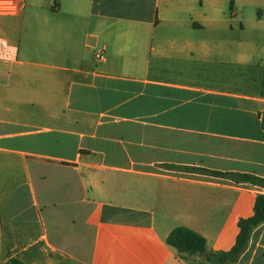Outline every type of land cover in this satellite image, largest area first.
<instances>
[{
    "label": "crops",
    "instance_id": "0c3cea01",
    "mask_svg": "<svg viewBox=\"0 0 264 264\" xmlns=\"http://www.w3.org/2000/svg\"><path fill=\"white\" fill-rule=\"evenodd\" d=\"M257 2L26 0L0 18L16 53L0 59V264H209L167 243L181 225L233 247L264 189L168 165L264 177V65L225 51ZM230 264H264V223Z\"/></svg>",
    "mask_w": 264,
    "mask_h": 264
},
{
    "label": "trees",
    "instance_id": "16d2710c",
    "mask_svg": "<svg viewBox=\"0 0 264 264\" xmlns=\"http://www.w3.org/2000/svg\"><path fill=\"white\" fill-rule=\"evenodd\" d=\"M262 116V126L264 128V111ZM168 167L184 169L192 172H203L212 175L228 178L237 183H250L258 185L264 189V177L237 172H222L208 170L191 166ZM264 223V193L258 194L255 200L254 213L250 217L241 218L238 223L239 233L233 247L229 250L212 251L207 247V239L194 229L181 225L175 227L167 237V243L177 249L179 255L187 257L191 255H200L204 257L209 264H230L238 261L240 256L246 250L253 230ZM4 264H27L20 259L12 258Z\"/></svg>",
    "mask_w": 264,
    "mask_h": 264
},
{
    "label": "rangeland",
    "instance_id": "374dc122",
    "mask_svg": "<svg viewBox=\"0 0 264 264\" xmlns=\"http://www.w3.org/2000/svg\"><path fill=\"white\" fill-rule=\"evenodd\" d=\"M256 9H261L264 11V0H258L256 8H245L246 12L244 21L246 27L245 29H242L240 31V36L243 40V45L240 48H233L227 46L225 48L227 58L231 56V53L233 51H241L243 56L255 58V61L264 65V23H254V20L256 18ZM0 18L3 19L8 17ZM226 34L228 35L229 32H226ZM152 201L153 200H150V202Z\"/></svg>",
    "mask_w": 264,
    "mask_h": 264
},
{
    "label": "built area",
    "instance_id": "2783aa9c",
    "mask_svg": "<svg viewBox=\"0 0 264 264\" xmlns=\"http://www.w3.org/2000/svg\"><path fill=\"white\" fill-rule=\"evenodd\" d=\"M26 0H0V17H14L20 15ZM14 45L6 37H0V59L12 62L16 59ZM95 58H102L101 52L95 53Z\"/></svg>",
    "mask_w": 264,
    "mask_h": 264
}]
</instances>
